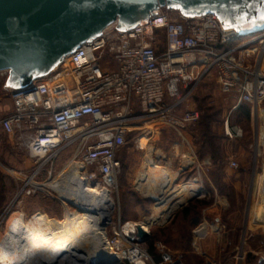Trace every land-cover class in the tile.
<instances>
[{
  "label": "built area",
  "instance_id": "2783aa9c",
  "mask_svg": "<svg viewBox=\"0 0 264 264\" xmlns=\"http://www.w3.org/2000/svg\"><path fill=\"white\" fill-rule=\"evenodd\" d=\"M154 12L132 28L110 24L32 80L29 92L9 87L12 108L0 118V126L34 158L35 175L48 163L51 174L62 151L74 146L73 161L82 164L87 183L112 193L134 109L139 108L141 117L165 118L182 93L204 76L214 75L221 92L235 97L233 109L248 104L253 114L262 110L264 29L242 35L223 27L214 13L189 16L168 7ZM0 72L7 79L8 72ZM198 118L199 112L191 109L174 124L185 126ZM225 131L232 136L228 121ZM229 165L239 167L235 159ZM30 182L23 188L27 194L40 188L34 179ZM129 223L118 215L105 225L108 246L123 255L118 264H183L178 259L156 261L138 229L126 231Z\"/></svg>",
  "mask_w": 264,
  "mask_h": 264
},
{
  "label": "rangeland",
  "instance_id": "374dc122",
  "mask_svg": "<svg viewBox=\"0 0 264 264\" xmlns=\"http://www.w3.org/2000/svg\"><path fill=\"white\" fill-rule=\"evenodd\" d=\"M167 102L173 104L175 100L168 98ZM176 103L165 118L141 117L139 108L134 109L127 143L120 154L117 185L111 193L115 200L112 218L120 215L122 223L140 222L155 212L156 201L138 187L140 173L148 170L151 156L160 172L175 175L174 186L191 181L202 186L200 195L184 203L170 219L149 227L145 247L154 259H178L183 264H260L264 242V195L260 190L264 177V105L255 114L249 107L246 118L245 108L233 109L235 97L221 92L214 75L204 76ZM11 108L6 73L0 72V118ZM191 109L199 112L196 121L185 126L174 124ZM227 121L232 136L226 134ZM237 129L241 135H236ZM73 149L62 151L51 174L48 163L35 175L34 158L0 126V240L13 215L24 214L30 220L42 212L63 220L67 209L83 212L48 185L69 169ZM231 159L238 161L237 169L230 167ZM31 179L40 183V188L27 194L23 188ZM190 205L191 213L184 217L183 210ZM202 224L217 236L214 259L196 248V230Z\"/></svg>",
  "mask_w": 264,
  "mask_h": 264
},
{
  "label": "water",
  "instance_id": "95a60500",
  "mask_svg": "<svg viewBox=\"0 0 264 264\" xmlns=\"http://www.w3.org/2000/svg\"><path fill=\"white\" fill-rule=\"evenodd\" d=\"M162 7L189 16L214 13L223 27L242 35L264 29V0H0V71L8 72L6 85L29 92L32 80L110 24L132 28ZM137 236L146 243L150 231L138 226Z\"/></svg>",
  "mask_w": 264,
  "mask_h": 264
},
{
  "label": "bare ground",
  "instance_id": "6f19581e",
  "mask_svg": "<svg viewBox=\"0 0 264 264\" xmlns=\"http://www.w3.org/2000/svg\"><path fill=\"white\" fill-rule=\"evenodd\" d=\"M147 163L148 170L140 173L144 181L139 178L138 187L155 199V212L140 222L130 221L126 227L130 233L137 231L138 226L148 230L154 224L164 223L181 205L202 191L196 181L174 186L175 175L167 170L160 172V166L151 156ZM81 168L80 162L71 161L69 169L48 185L59 190L68 201L75 202L83 212L67 209L63 220L42 212H37L30 220H26L24 214L13 215L0 240V264H99L101 260L123 258L108 246L105 231L115 204L111 191L88 184ZM217 241L207 224L196 230V248L211 259L215 257Z\"/></svg>",
  "mask_w": 264,
  "mask_h": 264
},
{
  "label": "trees",
  "instance_id": "16d2710c",
  "mask_svg": "<svg viewBox=\"0 0 264 264\" xmlns=\"http://www.w3.org/2000/svg\"><path fill=\"white\" fill-rule=\"evenodd\" d=\"M241 106V107H240ZM239 107L240 108H245V114H246V118H249V116H250V109H249V105L248 104H241ZM239 107H237V108H239ZM2 128V127H1ZM3 129V128H2ZM4 131V130H3ZM5 132V131H4ZM191 205L190 206H188V207H186L184 210H183V214H184V217H188L189 216V214L191 213ZM153 256V255H152ZM156 258V257H155ZM156 261H158V262H160V260H159V258H156L155 259Z\"/></svg>",
  "mask_w": 264,
  "mask_h": 264
},
{
  "label": "crops",
  "instance_id": "0c3cea01",
  "mask_svg": "<svg viewBox=\"0 0 264 264\" xmlns=\"http://www.w3.org/2000/svg\"><path fill=\"white\" fill-rule=\"evenodd\" d=\"M189 162V161H188ZM191 162V161H190ZM182 168H184V167H182ZM184 169H186V168H184ZM140 178V180H142V181H144L143 180V178L144 177H139ZM139 180V179H138ZM260 190H261V192H262V195H264V177L262 178V182H261V187H260ZM264 200V199H263ZM196 245V244H195Z\"/></svg>",
  "mask_w": 264,
  "mask_h": 264
},
{
  "label": "snow or ice",
  "instance_id": "6c2138e0",
  "mask_svg": "<svg viewBox=\"0 0 264 264\" xmlns=\"http://www.w3.org/2000/svg\"><path fill=\"white\" fill-rule=\"evenodd\" d=\"M261 19H264V14L261 15Z\"/></svg>",
  "mask_w": 264,
  "mask_h": 264
}]
</instances>
